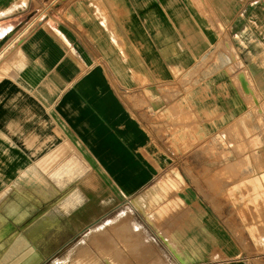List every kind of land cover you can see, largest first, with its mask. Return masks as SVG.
<instances>
[{"label": "crops", "instance_id": "obj_1", "mask_svg": "<svg viewBox=\"0 0 264 264\" xmlns=\"http://www.w3.org/2000/svg\"><path fill=\"white\" fill-rule=\"evenodd\" d=\"M44 1L0 0V36ZM50 18L0 58V264L80 241L141 264L143 231L189 264H264V199L205 201L198 166L220 160L185 150L264 130V0H72ZM163 104L182 155L156 134ZM256 162L246 193L264 197Z\"/></svg>", "mask_w": 264, "mask_h": 264}, {"label": "rangeland", "instance_id": "obj_2", "mask_svg": "<svg viewBox=\"0 0 264 264\" xmlns=\"http://www.w3.org/2000/svg\"><path fill=\"white\" fill-rule=\"evenodd\" d=\"M72 0H45L42 4V6H39L34 11H31L29 15L25 14L20 19L15 20L18 26L15 28L13 25L15 23H12L11 26L13 27V31L11 33H8V35L11 36V39L3 46V50L0 49V58L4 57L6 52H10L13 47H11L8 51L6 50L7 45L9 44L10 40L13 39L14 42H16L20 37H28L36 28L38 25H43L51 21V16L53 13L54 8L64 7ZM27 16V17H26ZM26 17V18H25ZM3 24L10 25V21H5ZM12 42V41H11ZM12 42V45L15 44ZM10 45V44H9ZM160 85V84H159ZM164 102V100H163ZM158 114V125L154 126L156 130V134L158 136L159 142L165 143L168 142V146L171 147V152L174 154L182 155L181 148L177 146H173L171 141L167 140L166 136V111L164 110L165 105H161ZM255 117L259 118L258 122H262V119L260 115ZM237 133L241 134L243 136V139L245 138V131L238 130ZM253 138H254V145L253 146H243V141H232L234 143L233 146L225 145L223 147L218 146H209L210 139L213 138V133L211 132L206 136V141L204 142L203 139L205 136L198 137L196 136L195 141H199L200 143H205V145L200 146H191L189 148H185L186 151H189L190 153H198L199 151L202 154H209V155H215L218 156V160H220L218 163H206V164H200L198 167H206L205 168V175H206V181L211 182L214 186H206L205 189L202 186V190L205 194V201L213 203V201H210L211 198L217 195L219 199H221L223 202L227 203L231 200L233 202L240 204H243L245 202L247 203H260L264 197H261V195H256L254 192H250L249 194L246 193V184L250 182L251 177H256L259 179V177L256 176V172L251 171V167L255 165V167H258L261 163L256 162L260 160L261 155H264V130H258L252 132ZM224 136V132H223ZM221 137V143L224 145L227 144V140H225L224 137ZM226 137V136H225ZM240 137V136H239ZM175 138H178L180 141L183 142L182 136H175ZM244 142H246L244 140ZM237 144V145H235ZM237 155L238 161L237 162H225L224 159H229L231 156ZM250 155L252 156L254 163H247L246 156ZM182 165V163H179ZM177 165V164H174ZM197 166V164H194ZM251 171L249 174L246 173V170ZM198 168H194L193 164H191V172H196ZM258 169V168H257ZM259 172H261V169H258ZM234 183L233 187L230 190V183ZM255 188L257 185H255ZM255 190V189H254ZM130 216H120L115 217V220L118 221L120 224L124 225L125 228L132 229L130 225ZM137 244L141 247V250L143 253L147 254H141L142 258L146 261V263L150 264H189L186 263L184 259L185 256L178 251H174V254H161V251L163 250L161 246L154 242H148L145 238V236H141L140 239H136ZM262 243V242H261ZM260 243V244H261ZM159 245V246H158ZM46 251L52 250V245L47 244L45 246ZM155 251L159 252V254H155ZM67 254H27L26 258L22 261H19L15 264H27L30 260L37 257L36 261L33 264H56L57 260L61 257L65 256ZM115 255L119 259V254H107V256L111 257L112 260L115 259ZM124 256V254H121ZM33 256V257H32ZM130 256V254H129ZM29 258H31L29 260ZM3 264V263H2Z\"/></svg>", "mask_w": 264, "mask_h": 264}, {"label": "bare ground", "instance_id": "obj_3", "mask_svg": "<svg viewBox=\"0 0 264 264\" xmlns=\"http://www.w3.org/2000/svg\"><path fill=\"white\" fill-rule=\"evenodd\" d=\"M25 38L26 37H24V36L20 37L15 42L14 46L17 43L21 44ZM9 39H11V36L8 34L0 36V49H2L3 46H5V44L9 41ZM243 76H244V73L239 74L240 78ZM143 235L145 236L146 240H148V238L144 234V231H143ZM115 244L117 246H119L120 248H122L121 243L115 241ZM73 250H74L73 253L67 254V255L61 257L60 259H58L57 264H103V262L100 261V258L97 254H89V243H87L86 241H80L79 243H77L73 247ZM181 254H183V253H181ZM104 255L106 257L105 262L107 264H135V261L133 259V256L135 254H130V256H129V254H124V258L121 255H118V257L120 256V260L117 258L116 255H115L114 260H112V258H110V257L107 258V254H104ZM183 255L186 258V259H184L186 261V263L192 262L195 259V257L192 254H183ZM35 261L36 260L30 261L29 264H33ZM140 262H141V264H150V263H146V261L142 257H141Z\"/></svg>", "mask_w": 264, "mask_h": 264}, {"label": "water", "instance_id": "obj_4", "mask_svg": "<svg viewBox=\"0 0 264 264\" xmlns=\"http://www.w3.org/2000/svg\"><path fill=\"white\" fill-rule=\"evenodd\" d=\"M241 80H242V82H243L244 89H245L246 91H248V84H247V82H246L245 76L241 77Z\"/></svg>", "mask_w": 264, "mask_h": 264}]
</instances>
